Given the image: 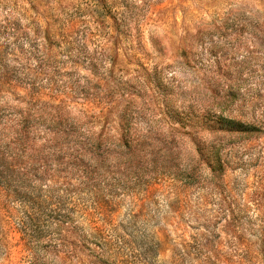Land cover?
<instances>
[{
  "label": "rangeland",
  "instance_id": "1",
  "mask_svg": "<svg viewBox=\"0 0 264 264\" xmlns=\"http://www.w3.org/2000/svg\"><path fill=\"white\" fill-rule=\"evenodd\" d=\"M0 264H264V0H0Z\"/></svg>",
  "mask_w": 264,
  "mask_h": 264
},
{
  "label": "trees",
  "instance_id": "2",
  "mask_svg": "<svg viewBox=\"0 0 264 264\" xmlns=\"http://www.w3.org/2000/svg\"><path fill=\"white\" fill-rule=\"evenodd\" d=\"M115 17H113V19H114Z\"/></svg>",
  "mask_w": 264,
  "mask_h": 264
}]
</instances>
